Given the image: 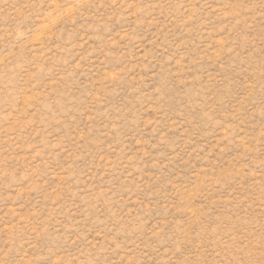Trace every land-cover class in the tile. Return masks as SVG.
<instances>
[{"label":"rangeland","instance_id":"rangeland-1","mask_svg":"<svg viewBox=\"0 0 264 264\" xmlns=\"http://www.w3.org/2000/svg\"><path fill=\"white\" fill-rule=\"evenodd\" d=\"M0 264H264V0H0Z\"/></svg>","mask_w":264,"mask_h":264}]
</instances>
